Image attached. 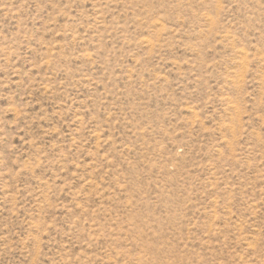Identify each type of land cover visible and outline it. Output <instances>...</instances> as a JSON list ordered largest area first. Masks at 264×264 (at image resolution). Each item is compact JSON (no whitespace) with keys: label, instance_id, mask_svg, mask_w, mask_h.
Returning <instances> with one entry per match:
<instances>
[{"label":"rangeland","instance_id":"obj_1","mask_svg":"<svg viewBox=\"0 0 264 264\" xmlns=\"http://www.w3.org/2000/svg\"><path fill=\"white\" fill-rule=\"evenodd\" d=\"M0 264H264V0H0Z\"/></svg>","mask_w":264,"mask_h":264}]
</instances>
